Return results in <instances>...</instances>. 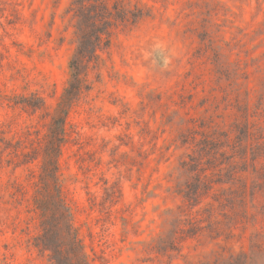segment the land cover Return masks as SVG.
Wrapping results in <instances>:
<instances>
[{
	"label": "rangeland",
	"instance_id": "rangeland-1",
	"mask_svg": "<svg viewBox=\"0 0 264 264\" xmlns=\"http://www.w3.org/2000/svg\"><path fill=\"white\" fill-rule=\"evenodd\" d=\"M153 37L178 52L166 74ZM83 40L58 182L87 262L264 264V0H0V264H78L34 246L32 198Z\"/></svg>",
	"mask_w": 264,
	"mask_h": 264
},
{
	"label": "trees",
	"instance_id": "trees-1",
	"mask_svg": "<svg viewBox=\"0 0 264 264\" xmlns=\"http://www.w3.org/2000/svg\"><path fill=\"white\" fill-rule=\"evenodd\" d=\"M102 9L107 11L104 6H102ZM81 10H84L85 14L87 12H90L91 15L96 14L95 10L90 11L85 7H82ZM15 13L16 10H13V15ZM80 15L82 16L81 12ZM101 35L103 33L96 30L92 39L98 41L101 39ZM84 40L78 42L76 54L69 64L70 73L66 86L50 115L40 154L39 175L38 182H36L38 185L34 191L35 196L32 198V205L37 211L42 229L40 241L34 246L47 252H67L69 256L78 260V264L89 263L83 253V246L78 235L72 226L71 209L63 197L58 182V158L62 146L67 141L66 118L84 89L85 80L82 78L80 70L97 57V48L92 40H87L89 46L85 45ZM17 103L34 111L41 110L44 107L43 100L36 96L31 101L24 100ZM56 239H59V244L51 242V240Z\"/></svg>",
	"mask_w": 264,
	"mask_h": 264
},
{
	"label": "clouds",
	"instance_id": "clouds-1",
	"mask_svg": "<svg viewBox=\"0 0 264 264\" xmlns=\"http://www.w3.org/2000/svg\"><path fill=\"white\" fill-rule=\"evenodd\" d=\"M148 71L166 74L174 65L178 52L161 37H153L141 51Z\"/></svg>",
	"mask_w": 264,
	"mask_h": 264
}]
</instances>
